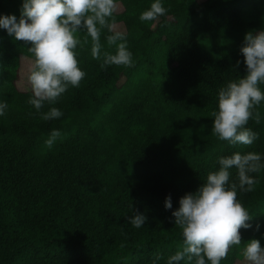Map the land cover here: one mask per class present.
Here are the masks:
<instances>
[{"label":"trees","instance_id":"1","mask_svg":"<svg viewBox=\"0 0 264 264\" xmlns=\"http://www.w3.org/2000/svg\"><path fill=\"white\" fill-rule=\"evenodd\" d=\"M153 2L118 0L133 66L101 68L81 32L85 77L39 111L28 102L31 45L0 29V264H167L183 245L172 212L219 170L218 158L255 152L264 164V101L260 123L247 125L258 137L251 145L212 131L219 90L246 73V33L264 30V0H161L167 13L141 21ZM22 3L0 0V15L19 19ZM108 34L102 53L115 52ZM51 107L62 116L41 119ZM53 130L61 135L48 148ZM250 175L258 183L237 198L251 227L221 264H244L252 239L264 247V168ZM136 212L146 217L139 228L129 222Z\"/></svg>","mask_w":264,"mask_h":264},{"label":"clouds","instance_id":"2","mask_svg":"<svg viewBox=\"0 0 264 264\" xmlns=\"http://www.w3.org/2000/svg\"><path fill=\"white\" fill-rule=\"evenodd\" d=\"M19 19L15 15H0V29L16 40L30 44L28 51L34 62L28 75L33 93L29 103L39 111L44 103L55 104L68 88L79 87L85 72L79 67L76 49L82 42L80 33L91 39L94 59H103L105 66L131 67L133 54L128 50L126 35L117 26L118 0H23ZM161 0H154L139 16L141 21H155L167 13ZM107 30L106 41L115 52H103L101 36ZM246 73L229 82L218 92L217 110L212 112L213 134L232 145H251L258 137L247 127L250 120L260 123L258 106L264 101V30L248 32L240 49ZM239 63V61L237 62ZM6 102H0V116L5 115ZM62 112L51 107L41 114L45 121L58 119ZM61 133L53 130L45 145L51 148ZM255 152H239L218 158V171L209 172L206 182L195 193H187L172 212L174 224L182 230L183 245L167 259V264H221L233 246L242 242L241 229H249L253 219L249 210L237 198V192L254 190L264 164ZM235 168L238 184L230 183V169ZM165 208H172L171 196ZM146 217L136 212L129 222L136 228L145 224ZM259 226H257L258 228ZM244 264H264V247L252 239L242 251Z\"/></svg>","mask_w":264,"mask_h":264}]
</instances>
